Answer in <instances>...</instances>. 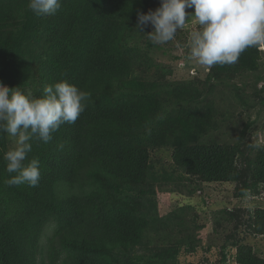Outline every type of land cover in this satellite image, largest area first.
I'll return each instance as SVG.
<instances>
[{"label": "trees", "instance_id": "obj_1", "mask_svg": "<svg viewBox=\"0 0 264 264\" xmlns=\"http://www.w3.org/2000/svg\"><path fill=\"white\" fill-rule=\"evenodd\" d=\"M152 1L61 0L56 15L37 17L29 0H0V83L40 98L46 85L67 80L91 94L77 121L62 125L50 143L32 140L27 161H40L38 187L6 183L3 156L12 139L0 133V264H179V250L193 251L200 237L184 217L177 237L175 220L160 215L155 186L168 174L150 163L155 149L170 151L171 174L182 180L234 184L240 196L264 186V144L244 138L253 122L238 140L226 130L230 96L256 108L227 91L238 90L237 79L261 80L259 47L247 48L235 64L212 66L203 80L173 81L171 60L186 56L161 63L157 51L170 50L148 39L150 24L137 27L138 13L158 8ZM180 32L189 54L190 30ZM258 205L248 228L264 237ZM189 208H181L183 215ZM218 215L215 226L233 222L232 212ZM234 231L221 256L232 247L236 264H264Z\"/></svg>", "mask_w": 264, "mask_h": 264}, {"label": "clouds", "instance_id": "obj_2", "mask_svg": "<svg viewBox=\"0 0 264 264\" xmlns=\"http://www.w3.org/2000/svg\"><path fill=\"white\" fill-rule=\"evenodd\" d=\"M193 7L194 14L186 13V8ZM28 8L37 17L54 16L61 9V0H29ZM137 17V27L150 24L154 31L146 36L160 45L173 41L194 18L198 28L190 33V57L209 69L235 64L249 47H264V0H160L155 11L138 13ZM90 97L89 92L67 80L46 85L40 98L0 83V133H7L13 141L3 156L5 170L10 174L6 181L9 186L38 187L40 161H27L32 140L50 143L62 125L77 121ZM242 196L245 202L251 199L249 190H244Z\"/></svg>", "mask_w": 264, "mask_h": 264}, {"label": "rangeland", "instance_id": "obj_3", "mask_svg": "<svg viewBox=\"0 0 264 264\" xmlns=\"http://www.w3.org/2000/svg\"><path fill=\"white\" fill-rule=\"evenodd\" d=\"M152 2H155L152 5L160 7V0H153ZM185 11L186 13L194 14V7L186 8ZM197 28L198 24L195 19L190 18L183 29H189L191 33ZM181 33H178L173 41L163 44L170 51H157V58L164 64L170 63L167 60L169 57L179 59L186 56L185 59L171 60L170 68L173 72L171 80L183 81L185 78L188 80L194 78L203 80L204 76L208 75L209 68L204 66V69L202 67H197L198 69H196L193 66L194 59L190 57V53H183L186 48H181L179 45V42H182L183 39ZM177 40L178 42L176 43ZM258 49L261 51L264 61V47H259ZM244 80L246 83H241L238 79L235 80L236 82L234 83L238 90L235 92V90L230 88L227 91V95L236 93L243 100L248 99L250 103L254 102L256 108L254 110L242 108L229 95L234 107L229 108L227 134L229 136L233 135L232 137L238 140L243 135L240 133L243 126L247 122H253L252 126L246 131L245 141L256 145L264 144V108L259 106L261 99H264V72L261 73V80L257 83L254 82L251 76ZM215 99L219 98L216 97ZM258 109L262 111L256 113ZM12 146L13 141L9 145V149ZM150 163L156 172L165 171L168 174L159 175L160 181L155 186L157 207L160 215L169 214L175 220L177 237H180L183 233L182 224L178 225L183 217L185 222L189 224L194 237L197 235L200 237H198L200 244L193 251L192 247H184V249L179 250L176 255L179 264H236L234 261V248H225L223 251L224 256H221L222 245L229 244L233 240L231 234L234 228H236L239 239L243 243L251 245L258 257L264 258V237L253 236L248 228L251 224V215L255 207L259 206V203L264 206V186H261L258 193L255 196H253L254 194L251 195V199L245 202L244 198L239 195V188H236L234 184L208 185L200 183L197 178L182 180L184 175L177 174V172L171 174L173 166L170 160V151L167 149L150 151ZM191 190H193L192 193L190 192ZM186 206L191 208L186 209L183 215L181 208ZM223 211L233 213V222L221 219L220 226H215L214 217H220L218 214ZM234 225L236 226L234 227ZM215 228L218 231L216 235H214Z\"/></svg>", "mask_w": 264, "mask_h": 264}]
</instances>
